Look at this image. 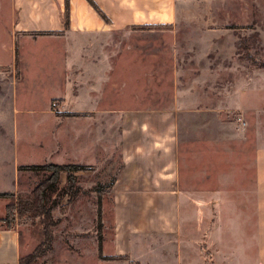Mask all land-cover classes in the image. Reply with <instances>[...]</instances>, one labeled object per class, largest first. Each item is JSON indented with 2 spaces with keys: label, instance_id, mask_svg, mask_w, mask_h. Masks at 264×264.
Returning a JSON list of instances; mask_svg holds the SVG:
<instances>
[{
  "label": "rangeland",
  "instance_id": "1",
  "mask_svg": "<svg viewBox=\"0 0 264 264\" xmlns=\"http://www.w3.org/2000/svg\"><path fill=\"white\" fill-rule=\"evenodd\" d=\"M162 2L157 9L171 7L175 14L170 23L96 33L109 40L123 33V54L139 57L138 65L131 59L122 65L123 106L135 108L124 112L125 120L149 126L171 107L177 171L169 175L179 198L188 201L192 232L195 211L208 225L214 217L227 226L223 219L229 216L250 231L254 153L264 145V0ZM84 38L76 37L81 48L93 43ZM34 40L16 50L15 61L12 56L13 84L0 97V190L12 191L14 200L7 222L19 230L22 257L34 255L25 264H92L111 235V200L124 190L119 186V113H92L104 125H93L90 135L84 112L51 113H59L60 122L43 113L44 106H55L49 97L61 81L60 60L51 61L55 50ZM1 42L6 40L0 30ZM8 58L0 46V59ZM137 70L139 90L132 95L131 73ZM118 90L106 93L109 107L121 103ZM46 162L82 168L73 172L76 192L71 198L62 192L65 173L59 174L44 202L50 218L42 221L28 216L16 196L47 173L25 165ZM164 174L137 171L135 179L149 184L156 178L168 188L158 179Z\"/></svg>",
  "mask_w": 264,
  "mask_h": 264
},
{
  "label": "crops",
  "instance_id": "2",
  "mask_svg": "<svg viewBox=\"0 0 264 264\" xmlns=\"http://www.w3.org/2000/svg\"><path fill=\"white\" fill-rule=\"evenodd\" d=\"M92 1L106 19L87 0H66L67 18L63 24L64 0H0V30L6 40L0 46L9 54L7 61L0 59V97L13 84L12 56L15 61L16 50L37 39L44 47L55 50L50 52L51 61L60 60L61 71L57 90L49 97L55 99V106H44L43 113L84 112L83 122L89 135L93 125H104V121L93 119L97 114L92 113H119V152L123 163L119 186L124 190L111 200V235L103 240L92 264H264V145L254 153L251 230L229 216L223 219L227 226L214 217L208 225L195 211L198 220L193 233L188 201L179 198L169 175L170 171H177L172 108L158 113V119L149 126L148 122L125 120L124 112L135 108L123 106L122 65L125 59L138 65L139 57L123 54V33L111 40L96 34L170 23L175 14L171 7L157 9L163 0ZM80 33L92 35L84 38ZM76 37L93 43L81 48ZM131 79L132 95L134 89L138 95V70L131 73ZM114 88L119 89L121 103H110L109 107L106 93ZM51 115L60 122L59 113ZM3 123L0 117V124ZM137 171L165 173L158 179L166 181L168 188L161 182L157 184L156 178L144 184L142 179H135ZM5 203L6 197L0 196V218ZM21 247L18 228L0 226V264H18Z\"/></svg>",
  "mask_w": 264,
  "mask_h": 264
},
{
  "label": "trees",
  "instance_id": "3",
  "mask_svg": "<svg viewBox=\"0 0 264 264\" xmlns=\"http://www.w3.org/2000/svg\"><path fill=\"white\" fill-rule=\"evenodd\" d=\"M92 7L97 11V13L103 18L106 19L103 12L97 7V5L92 0H87ZM65 9L63 11V24H66L67 11H66V0H64ZM26 168L33 170H44L47 172L43 178H41L33 187H31L27 193L23 196H16V201L19 207L23 208L28 216L36 217L39 216L42 221L50 218V211L48 207L45 206V198L48 190H52L55 186V183L58 181L59 174L61 172L65 173V184L62 187V192L67 195L68 198H71L76 192V186L74 185V174L75 170H78L81 167L78 163H57V162H46V163H31L25 165ZM0 196L8 197L4 205V214L0 218V222H5V227H11L7 222L8 214L10 208L14 204L12 201L13 192L12 191H2ZM33 253H28L24 257L19 256L18 264H25V262L33 258Z\"/></svg>",
  "mask_w": 264,
  "mask_h": 264
}]
</instances>
